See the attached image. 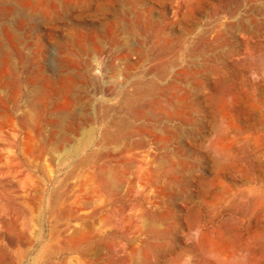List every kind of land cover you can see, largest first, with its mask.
<instances>
[{
    "label": "rangeland",
    "instance_id": "rangeland-1",
    "mask_svg": "<svg viewBox=\"0 0 264 264\" xmlns=\"http://www.w3.org/2000/svg\"><path fill=\"white\" fill-rule=\"evenodd\" d=\"M15 5L0 11V264H264V0Z\"/></svg>",
    "mask_w": 264,
    "mask_h": 264
},
{
    "label": "bare ground",
    "instance_id": "bare-ground-1",
    "mask_svg": "<svg viewBox=\"0 0 264 264\" xmlns=\"http://www.w3.org/2000/svg\"><path fill=\"white\" fill-rule=\"evenodd\" d=\"M4 2V4L6 5V8H7V10L9 11V10H11L12 8H13V6H14V4L16 3V5H15V7L18 5L19 6V4H21V0H0V3H3ZM15 2V3H14ZM18 2H19V4H18ZM25 3V2H24ZM1 6V5H0ZM25 6V5H24ZM20 7H21V5H20ZM5 7H3L2 8V6H1V10L0 11H4L6 14H9L10 12H8L7 10H6V8L4 9ZM14 10V9H13ZM5 15V14H4ZM3 20H4V16L1 14V12H0V21H2L3 22ZM20 20V19H19ZM21 21V20H20ZM18 22V21H17ZM21 24H22V22H21ZM15 26V25H14ZM18 26V25H17ZM6 27H9V26H7L6 25ZM10 28V27H9ZM14 29V28H13ZM13 29L11 30L12 32H13ZM10 30L8 29V28H3V32H4V34H5V36H7V37H10V35H11V33H10ZM2 31V30H1ZM14 34V33H13ZM11 37H14L13 35L11 36ZM5 38V37H4ZM10 39V38H9ZM12 39V38H11ZM14 39V38H13ZM12 39V40H13ZM2 41V40H1ZM1 45V44H0ZM149 89H151V90H153L154 89V91H156L155 90V86H153V85H149V87H148ZM159 88V87H158ZM149 91V90H148ZM158 100V99H157ZM31 103V102H30ZM33 103H34V101H33ZM32 103V104H33ZM161 103V102H160ZM155 104H156V102H155ZM34 105H35V103H34ZM151 105H153V104H151ZM157 105H159L158 103H157ZM33 106V105H32ZM155 106V105H154ZM24 113V112H23ZM21 114V120H22V122L25 124V121H26V113L25 114ZM28 113V112H27ZM30 119V118H29ZM20 120V119H19ZM25 120V121H24ZM23 123H21V124H23ZM115 126V125H114ZM115 127H117V124H116V126ZM114 127V128H115ZM113 128V129H114ZM115 129H117V128H115ZM116 131V130H115ZM115 131H112V132H115ZM166 131H169V130H166ZM149 134H150V132H149ZM39 143V142H38ZM142 145V144H141ZM23 147H25V154L26 155H31V156H35L36 157V161H34V162H29V163H27V166L28 167H30V168H32V169H36V170H39V171H42L43 170V165H42V163L39 161V159H40V157L43 155V153L47 150L46 149V147L43 145V144H36V143H34L33 141L32 142H28V143H25V146H23ZM81 162H82V164L84 165V164H86V162H87V158H84V159H81L80 160ZM98 172L100 173L99 174V176H98V178H99V183L100 184H103V185H109L110 184V180H109V178L108 177H106L103 173H102V169L101 168H99V170H98ZM165 173V172H164ZM77 174V173H76ZM167 174V173H166ZM92 175V174H91ZM72 177H74V171L73 170H67V171H65V172H63L62 173V177H60V178H58V177H53V178H48V182H50L51 184H52V186L49 188V190H50V194H52L53 192H55L57 189L59 190V189H61V190H67L69 187H68V180L70 179V178H72ZM82 177V176H81ZM86 177V176H85ZM80 179V178H79ZM82 179H83V177H82ZM116 185H117V179L115 180V181H113ZM60 201H62V199L60 200ZM50 203V202H49ZM49 213H50V215H55V212H54V209L51 207L50 208V210H49ZM63 214V216L64 217H66V216H68L70 213L69 212H63L62 213ZM155 216V215H154ZM153 217V216H152ZM196 217V216H195ZM195 223V222H194ZM156 244V243H155ZM154 254V253H153ZM236 254H238V253H236ZM230 258V257H229ZM219 261V260H218ZM227 262V261H226ZM229 262V261H228ZM222 264H223V262H222Z\"/></svg>",
    "mask_w": 264,
    "mask_h": 264
}]
</instances>
